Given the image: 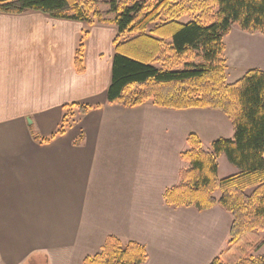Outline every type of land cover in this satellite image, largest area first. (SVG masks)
Segmentation results:
<instances>
[{"label": "crops", "instance_id": "obj_1", "mask_svg": "<svg viewBox=\"0 0 264 264\" xmlns=\"http://www.w3.org/2000/svg\"><path fill=\"white\" fill-rule=\"evenodd\" d=\"M1 16L7 20H0V264H82L108 235L144 245L143 264L209 263L227 244L229 213L219 205L170 206L163 195L188 165L176 141L221 125L231 138L229 119L218 110L174 112L149 100L109 103L112 24L88 26L40 11ZM84 30L78 72L74 52ZM238 44L225 45L233 68L263 70L256 61L244 63L248 50ZM72 104L91 109L49 143L33 139L31 126L50 136L65 112L74 115L66 107ZM193 114L199 123L187 130Z\"/></svg>", "mask_w": 264, "mask_h": 264}, {"label": "trees", "instance_id": "obj_2", "mask_svg": "<svg viewBox=\"0 0 264 264\" xmlns=\"http://www.w3.org/2000/svg\"><path fill=\"white\" fill-rule=\"evenodd\" d=\"M191 1V0H190ZM111 0L113 18H105L92 0H0V13L40 11L53 18L75 20L88 26L109 23L116 27L107 101L135 107L149 100L170 109H213L232 123L231 138H217L209 151L197 134L186 137L180 152L187 167L177 184L164 191V201L174 207L205 211L219 205L231 216L226 248L207 264H264L258 249L264 239V71L249 69L233 83L226 82L223 38L236 24L248 32L264 34V0ZM216 10L210 13V9ZM199 12L187 22L180 18ZM84 30L75 50L74 64L83 70ZM200 56L197 64L189 61ZM183 63V67H178ZM78 115L88 105H67ZM65 112L57 129L41 137L31 126L35 141L49 143L74 122ZM225 154L237 172L219 178L216 158ZM219 191V196L214 195ZM147 251L141 243L108 235L101 249L84 257L82 264H143Z\"/></svg>", "mask_w": 264, "mask_h": 264}, {"label": "rangeland", "instance_id": "obj_3", "mask_svg": "<svg viewBox=\"0 0 264 264\" xmlns=\"http://www.w3.org/2000/svg\"><path fill=\"white\" fill-rule=\"evenodd\" d=\"M92 1H93V7L95 9L97 8L103 17H105V18H113L114 17V14L111 12V0H92ZM116 1L119 2V1H125V0H116ZM126 1H131V0H126ZM138 1H140V2H157L159 0H138ZM188 1H190V0H181L182 4H187ZM200 1L201 0H191L190 4L191 3H198ZM215 10H216V8L212 7L210 9V13H213ZM0 14H8V13H0ZM199 14H200L199 12H195V13H191V14H185L180 18V21L181 22H187V21H189L195 17H199ZM8 18L16 19L15 17H8ZM0 20H7V19H4L1 16ZM94 25H110V24L109 23H95ZM81 36L82 35H80V37L77 39V42L75 45V50L77 48L79 39H81ZM242 36H245V37H242ZM263 38H264V34L261 32H256V31L248 32V31L242 30L236 24L231 25L230 31L223 38V42H224V57L223 58H224L225 64H226L225 72H226V82L227 83L235 82L237 79H239L243 75V72L233 68L234 63L231 60L229 53H228V57L225 53V45H228V49L230 50L235 46H239L238 43H240L243 47H245L248 50V53H243L245 55L244 63H246L248 60H249V62L256 61L259 66H264L263 65L264 64V39ZM84 43H85V38H84ZM84 51H85V44H84ZM84 51H83V57H84ZM74 57H75V52H74ZM189 61H192V63L197 64L201 61V58H200V56L195 55ZM183 66H184L183 63L178 65V67H183ZM250 66H252V65H250ZM243 68H246V67H243ZM254 68H257V67H253V68H249V69H254ZM262 68H263L262 71H264V67H262ZM162 108H164V107H162ZM164 109H170V108H164ZM170 110H172L174 112H178L177 109H170ZM71 111L72 110H70L68 112H71ZM219 114L222 115V117L224 119H227L226 116L222 112H219ZM77 115H78V113L75 111L74 117H76ZM194 115L195 114L189 116V120L184 123L185 127L189 126V128L187 130H189L191 128H195L197 123H199V121L196 119V117ZM227 121H228V119H227ZM228 122L231 123L230 120ZM231 125H232V123H231ZM205 126H208V124H205ZM224 129H225V126L221 125L219 127L220 131L213 133V131H211L208 127L207 128L202 127L201 130L199 131L200 136L194 131L196 129H192L191 132L198 135V137L201 140L202 148L204 150L209 151L211 148V146H210L211 142L213 140L220 138V137L226 138L227 135H225L223 133ZM175 148L177 151H183V150L188 148V144H187L185 139H183L182 141L178 140V141H176ZM216 165H217V176L219 178H224L226 176L232 175V174L237 172V168L228 161L225 154H221L216 158ZM219 194H220L219 191H216L217 197L219 196ZM227 215H228V217H231L229 214H227ZM202 220L205 221L207 223V225L210 223L215 224L213 219L206 217V214H203ZM258 237L264 239V232L259 231ZM228 239H229V237L227 234V242H228ZM226 246H227V244L224 247L226 248ZM224 247H222L220 250H223ZM249 252L255 256L263 255L264 254V244L254 251L251 248V250Z\"/></svg>", "mask_w": 264, "mask_h": 264}, {"label": "water", "instance_id": "obj_4", "mask_svg": "<svg viewBox=\"0 0 264 264\" xmlns=\"http://www.w3.org/2000/svg\"><path fill=\"white\" fill-rule=\"evenodd\" d=\"M27 121H28V123L31 125L32 124V121H31V119H27Z\"/></svg>", "mask_w": 264, "mask_h": 264}]
</instances>
